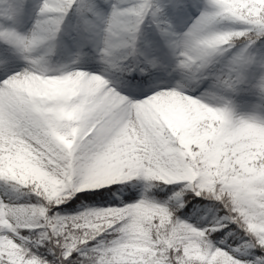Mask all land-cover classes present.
I'll list each match as a JSON object with an SVG mask.
<instances>
[{
	"label": "snow or ice",
	"instance_id": "6c2138e0",
	"mask_svg": "<svg viewBox=\"0 0 264 264\" xmlns=\"http://www.w3.org/2000/svg\"><path fill=\"white\" fill-rule=\"evenodd\" d=\"M0 15V178L43 198L27 224L22 206L0 201V264H264V147L242 135L264 131V116H237L224 95L245 88L264 101V0H11ZM62 32L73 65L96 59L103 71L53 64ZM166 54L183 83L155 90ZM205 81L199 98L183 94ZM133 178L145 192L183 181L181 192L207 194L225 230L181 220L179 203L125 195L117 182ZM101 185L111 187L77 200L120 206L55 214L65 192ZM228 223L248 236L245 251L217 245ZM30 224L42 230L22 234Z\"/></svg>",
	"mask_w": 264,
	"mask_h": 264
},
{
	"label": "rangeland",
	"instance_id": "374dc122",
	"mask_svg": "<svg viewBox=\"0 0 264 264\" xmlns=\"http://www.w3.org/2000/svg\"><path fill=\"white\" fill-rule=\"evenodd\" d=\"M11 2V0H0V11H3L7 7V4ZM38 2V0H36ZM34 15V13H33ZM195 15V13H193ZM6 23L5 18L0 15V27H2ZM32 20H28V22L20 29V31L25 32L27 31L31 26ZM75 23V16L73 13H69V15L66 17L65 22L63 24V28L65 31L71 32L72 26ZM186 23H191V20H188ZM230 22H225V24H228ZM148 21H145V28L147 31H151L147 27ZM186 26V25H185ZM66 41V37L64 36V33H60V40L57 43V49L56 52H69L71 54L76 53L75 47H69L67 50L64 48V42ZM239 43V42H238ZM4 44L2 41H0V45ZM257 47H260L262 44L257 43ZM89 52H91V49H88ZM167 52V50H165ZM92 55L95 56V53H92ZM165 64L166 66L162 70L159 79L156 81L155 90H171L175 87L176 83L179 81L183 83L181 74L178 70L175 69V60L171 57L170 54H166L165 58ZM73 70H86L88 72L92 73H100L103 71V65L97 64L96 69L89 71L87 69V66L84 64H78L75 69ZM170 74V75H169ZM109 79L112 77L109 76ZM208 88V82L205 81L204 83L200 84L197 87H193L191 85H185L183 89V94L189 95L193 98H199L201 94L205 91V89ZM245 89V88H242ZM242 89L237 94H224L227 99H230L232 101V104L234 106V111L237 116H249V115H260L264 116V101H261V99L256 95H250L243 93ZM179 90V89H178ZM126 94L127 93H123ZM154 94L153 92H150L149 95ZM137 99L140 98H146V97H136ZM202 102L209 103L210 106L213 103L211 100H209L207 97L203 99ZM243 137L245 139L251 140L254 142L257 147H264V131H261L256 128H248L245 129L243 132ZM134 179V178H133ZM6 181V180H5ZM128 181H118V184H124ZM163 185L165 184L163 181H159ZM15 181L7 180L5 184L0 187V201H3L7 205H16V206H22L24 208V215L21 217L22 221H24L27 224V217H29L31 214L28 212V209L31 206H35L36 204L32 202V195L37 196L34 192H30L25 186H16ZM185 182L183 181H173L171 184L168 185H178L181 188L183 187ZM111 185H101L100 188L107 187ZM98 188H83L80 189L79 192L73 194L72 196H68L67 192H65L62 195L61 202L59 204H56V207H61L63 205H67L68 201L71 200V198H74L76 195L81 193L82 191H92L96 190ZM186 192L192 191V190H184ZM204 191V190H199ZM194 192V191H192ZM118 196V195H117ZM117 196H114L113 199H116ZM197 196V195H196ZM38 197V196H37ZM170 200V199H167ZM173 206H177L179 203L178 210H181V208L185 207L184 200L180 196L175 197L174 199H171L169 201ZM108 204V203H107ZM110 205V204H108ZM55 214L61 215L59 211H56ZM187 215H191L195 220H197L198 223L203 222V224L208 228H213L215 231H220L222 229V225L224 221L222 220V216H219L217 213L213 212V210H208L206 208H197L196 211H189ZM42 230V226L40 224H30L21 229L22 234L27 235L28 233H39ZM235 235V234H234ZM111 239V237H108ZM31 240V237H29ZM216 243L218 246H226L227 248H231L232 250H236L237 247H232L226 242H220L216 240ZM245 246V245H244ZM241 252L245 251V247L239 248Z\"/></svg>",
	"mask_w": 264,
	"mask_h": 264
},
{
	"label": "trees",
	"instance_id": "16d2710c",
	"mask_svg": "<svg viewBox=\"0 0 264 264\" xmlns=\"http://www.w3.org/2000/svg\"><path fill=\"white\" fill-rule=\"evenodd\" d=\"M70 13H74V9L70 11ZM257 43H264V38H261L260 40H257ZM5 47L4 44L0 45V49H3ZM39 54V53H37ZM93 57H95L93 55ZM16 59V67L17 70L25 67V62L22 59H19L18 57ZM75 59V54H71L69 52H56L55 55L51 57L52 63L53 64H67L71 69H75L78 64H84L87 66L89 71L95 70L97 64H100L96 59H93L91 62L88 60H82L81 62L73 65L71 62ZM216 68H219L220 65L217 64L215 66ZM243 93H246L247 95H255L253 92L247 90V89H242ZM257 96V95H256ZM5 180L0 178V187H2L5 184ZM145 181L142 179H133V182H127L121 185L127 184V188L123 189L125 195H127L128 191H132L135 194L136 199L138 200L141 195L147 196L149 200L155 201V202H163L167 201L170 206H173L169 201V197H173L175 194V197L180 196L182 200H184L185 207L188 206V204H192L191 211H196L197 208H206L208 210H213V212L217 213L219 216H224L225 210L220 205V203L214 199L209 198L207 194L205 195H200L196 196L195 192H186L183 191L181 192V187L176 186V185H163L159 181H153L152 184L153 186L145 192ZM111 187V186H107ZM105 188V187H103ZM168 188H172V192L168 193V196L161 197L157 195V193L162 192V191H167ZM102 188H98L96 190H90V191H82V192H96L100 191ZM81 192V193H82ZM204 192V191H201ZM79 193L76 195L74 198H71V200L68 201L67 205H63L61 207H56L54 206V212L59 211L60 214L64 216H69V215H76L78 212L84 211V208L81 206L83 205H88L91 208H107V207H112V206H120L119 204L116 205H108L105 201L102 200H96V199H83L82 201L77 200V196H80ZM119 195V194H117ZM114 197V196H113ZM43 198L41 196H34L32 195V202L37 204V201H41ZM193 200L195 201H202V203H193ZM129 203L132 201H128ZM174 207V206H173ZM184 208V207H183ZM183 208L181 210H178L175 214L178 216L181 220L192 224L193 226H200V227H206L203 222L198 223L197 220H195L191 215H180V213L183 211ZM225 223V222H224ZM223 223V225H224ZM222 225V229L220 231H224V226ZM228 232L225 233V236L222 238H217L218 241L226 242L230 246H234L237 248H242L245 245V242L248 240V236L245 234L243 229H240L237 227L235 224L228 223ZM235 234V235H234Z\"/></svg>",
	"mask_w": 264,
	"mask_h": 264
},
{
	"label": "bare ground",
	"instance_id": "6f19581e",
	"mask_svg": "<svg viewBox=\"0 0 264 264\" xmlns=\"http://www.w3.org/2000/svg\"><path fill=\"white\" fill-rule=\"evenodd\" d=\"M88 69V68H87Z\"/></svg>",
	"mask_w": 264,
	"mask_h": 264
}]
</instances>
